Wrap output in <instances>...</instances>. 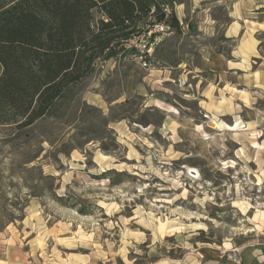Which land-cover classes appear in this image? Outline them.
<instances>
[{
  "label": "rangeland",
  "instance_id": "rangeland-1",
  "mask_svg": "<svg viewBox=\"0 0 264 264\" xmlns=\"http://www.w3.org/2000/svg\"><path fill=\"white\" fill-rule=\"evenodd\" d=\"M160 1L179 26L157 49L160 69L110 61L74 88L63 116L0 142V193L14 209L0 207L15 214L0 227V264H153L264 243V105L233 124L198 112L201 89L224 75L211 63L230 57L229 16L256 10ZM256 36L252 67L264 59ZM162 110L180 113L168 133Z\"/></svg>",
  "mask_w": 264,
  "mask_h": 264
},
{
  "label": "trees",
  "instance_id": "trees-1",
  "mask_svg": "<svg viewBox=\"0 0 264 264\" xmlns=\"http://www.w3.org/2000/svg\"><path fill=\"white\" fill-rule=\"evenodd\" d=\"M161 6L167 5L160 0H0V129L7 131L0 142H16L38 121L63 116L60 109L97 62L115 58L123 41L163 21ZM169 24L179 31L171 11ZM7 201L1 192L0 203L14 209ZM14 216L0 207V227Z\"/></svg>",
  "mask_w": 264,
  "mask_h": 264
},
{
  "label": "crops",
  "instance_id": "crops-1",
  "mask_svg": "<svg viewBox=\"0 0 264 264\" xmlns=\"http://www.w3.org/2000/svg\"><path fill=\"white\" fill-rule=\"evenodd\" d=\"M237 7L254 8L256 11L253 12L256 13L251 14L248 9L238 8L229 16L230 21L223 30V37L225 41L230 42V57L224 58L220 55L216 63H211L212 71L219 70L224 75H220L218 79H214L213 84L201 89L198 99V112L222 120L230 119L231 124L244 118L243 114H260L261 111H257L254 106L256 103L264 105V59L255 67L250 63L256 53L258 54L260 46L256 35L264 33V14L260 13L264 12V0H239ZM218 45L221 46L222 43L214 39L211 46L212 55ZM217 53H220L219 50ZM105 68L100 71H105ZM162 114L164 116L161 126L166 127L168 133L171 121L180 113L162 110ZM191 119L193 117L186 118ZM123 126L127 127L126 124ZM208 253L186 252L178 258L163 257L153 264H264V243L234 249L228 256L215 250Z\"/></svg>",
  "mask_w": 264,
  "mask_h": 264
},
{
  "label": "built area",
  "instance_id": "built-area-1",
  "mask_svg": "<svg viewBox=\"0 0 264 264\" xmlns=\"http://www.w3.org/2000/svg\"><path fill=\"white\" fill-rule=\"evenodd\" d=\"M161 10L164 14L163 21H153L145 25L138 35L123 41L122 52L113 59L97 62L96 70L105 68L110 61L113 62L114 66L123 62L131 63L143 71L160 69L161 63L156 57L155 51L165 38L172 34V28L169 24V8L161 6Z\"/></svg>",
  "mask_w": 264,
  "mask_h": 264
},
{
  "label": "bare ground",
  "instance_id": "bare-ground-1",
  "mask_svg": "<svg viewBox=\"0 0 264 264\" xmlns=\"http://www.w3.org/2000/svg\"><path fill=\"white\" fill-rule=\"evenodd\" d=\"M214 124H215V128H219V126L214 122Z\"/></svg>",
  "mask_w": 264,
  "mask_h": 264
}]
</instances>
